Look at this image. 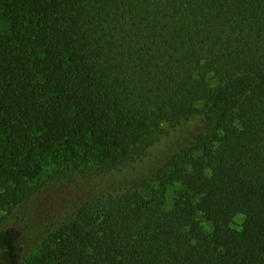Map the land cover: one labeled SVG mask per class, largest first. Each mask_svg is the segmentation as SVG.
Here are the masks:
<instances>
[{"label": "trees", "instance_id": "1", "mask_svg": "<svg viewBox=\"0 0 264 264\" xmlns=\"http://www.w3.org/2000/svg\"><path fill=\"white\" fill-rule=\"evenodd\" d=\"M0 15V230L18 264H264V0Z\"/></svg>", "mask_w": 264, "mask_h": 264}, {"label": "rangeland", "instance_id": "2", "mask_svg": "<svg viewBox=\"0 0 264 264\" xmlns=\"http://www.w3.org/2000/svg\"><path fill=\"white\" fill-rule=\"evenodd\" d=\"M6 26V21L1 18L0 15V27ZM180 134L172 133L171 135L163 138L159 143L152 147L149 157L139 168V172L150 170L160 159L164 158L167 154H170L176 148ZM133 171H126L122 174L107 176L105 178H99L92 184L97 188H112L116 184H121L126 179L131 177ZM237 221H242V217L238 216ZM18 238V232L12 228L0 230V264H18L19 262V248L16 244ZM34 260H31L29 264H32Z\"/></svg>", "mask_w": 264, "mask_h": 264}]
</instances>
